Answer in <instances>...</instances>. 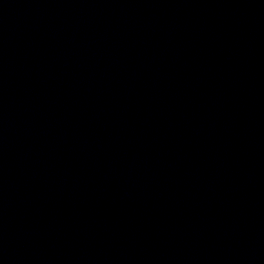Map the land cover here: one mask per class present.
<instances>
[{
  "label": "water",
  "instance_id": "1",
  "mask_svg": "<svg viewBox=\"0 0 264 264\" xmlns=\"http://www.w3.org/2000/svg\"><path fill=\"white\" fill-rule=\"evenodd\" d=\"M0 264H264V0H0Z\"/></svg>",
  "mask_w": 264,
  "mask_h": 264
}]
</instances>
